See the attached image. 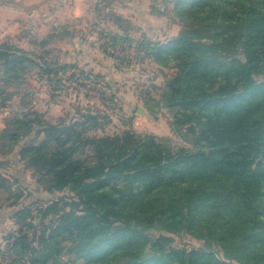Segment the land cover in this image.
Wrapping results in <instances>:
<instances>
[{"label":"trees","instance_id":"obj_1","mask_svg":"<svg viewBox=\"0 0 264 264\" xmlns=\"http://www.w3.org/2000/svg\"><path fill=\"white\" fill-rule=\"evenodd\" d=\"M175 8L177 36L136 45L175 70L159 100L142 101L151 113L170 111L192 149L132 130L89 136L103 126L86 113L6 120L0 156L16 153L48 191L70 194L36 209L38 224L32 206L14 212L12 264H264V0H175ZM34 62L0 46L7 85ZM0 189L12 205L21 197L1 176ZM179 234L205 247L175 248Z\"/></svg>","mask_w":264,"mask_h":264},{"label":"crops","instance_id":"obj_2","mask_svg":"<svg viewBox=\"0 0 264 264\" xmlns=\"http://www.w3.org/2000/svg\"><path fill=\"white\" fill-rule=\"evenodd\" d=\"M102 1L0 0V39L2 40L0 46L6 45L11 50L25 52L35 61L30 74L22 76L23 80H21L25 81L26 78L37 80L33 82L35 90L32 92L33 101L30 110L43 115L44 119H52L51 121L55 122L54 118L58 119L61 111L71 109L75 105L95 110L102 109L100 100L89 97L81 99L80 95L74 98L71 96L69 100L61 103L54 98L50 100L45 91L48 88L47 83L50 82L47 81L50 79L48 71L53 68H55L53 76L57 79L60 77L66 79L72 67H79L86 73L96 74L98 78L107 82L108 88L117 98V107L120 110L138 112L140 109L138 105L141 100L140 95L138 96V92L133 90L134 87L125 86L126 82L131 80L127 74H131L132 71L129 72L124 64L121 65V62H125L118 61L117 56L111 57L103 53L104 36L107 35L106 39H109L108 36L125 34L130 41L128 44L133 46L138 45L143 39L148 40V33L155 30H158L157 39H165L161 36L170 29V25L167 24L168 27L167 25L165 27L162 22L161 28L157 29L153 19L156 13L152 9L151 0H108L110 4L108 7H104ZM105 11L120 18L119 24L114 23L111 18L106 22L97 21V16ZM122 29L126 31L123 32ZM103 31H109V34ZM131 52L133 53L132 50ZM131 52L125 54L130 56L127 59L133 58ZM144 63L147 64L148 61ZM136 67L132 65V70L139 69L138 66ZM21 80L9 84L6 89L26 86L21 84ZM66 104H70V107L65 108ZM26 109L28 108L23 105L18 110L20 113L27 111ZM88 112L89 110H82L75 114V118ZM105 130L106 128H100L97 131Z\"/></svg>","mask_w":264,"mask_h":264},{"label":"rangeland","instance_id":"obj_3","mask_svg":"<svg viewBox=\"0 0 264 264\" xmlns=\"http://www.w3.org/2000/svg\"><path fill=\"white\" fill-rule=\"evenodd\" d=\"M102 5L104 7H108L110 4H108V0H103ZM151 5H152V9H154L156 13L154 14L153 19L155 25L157 26V29L161 28L162 22H164L163 25L165 27L167 24H169L170 29L166 30L163 36H161V37H165V39H161V40L157 39L159 36L158 30H155L156 32L153 31L148 33L149 38L157 35L155 36V38H150V39L147 38V39L151 42H159L162 44L166 43L170 39L177 36L178 32L182 29V22L179 19L178 13L175 8V0H151ZM110 18L112 19V15H110V12L105 11L102 13V15L97 16L98 19L97 21L106 22ZM103 32L105 34H109V31H103ZM104 37L105 38L103 41L106 40L107 36ZM111 37L114 36H110V38ZM121 44L126 45L127 50L122 52V54L118 55L116 58H118V61L119 60L124 61L125 63L121 62V65L124 64L123 66L127 67L129 72L132 71L131 74L129 75L127 74V76H129L128 78H131V80L130 81L128 80L125 86L130 85L134 87L133 90L134 91L136 90V92H138V96L140 95L141 100L138 103V105L142 113L134 110L132 112H124L120 110L117 107L118 104L116 102L117 101L116 96L115 99H112L113 96L112 91L108 88L107 82L98 78L96 74L90 73V75L96 81L104 82L105 85L107 86L106 87L107 89L105 88V90L101 94L96 93L97 95L92 94L88 96L82 94L80 95V98L84 99L87 97L89 98L93 97L95 100L98 99V101L100 100L102 103L101 104L102 109L95 110L86 106L75 105L71 107V109L68 108V109H64V111H61L58 119L62 118L69 121L70 119H75V114L82 112V110H89V112L90 111L94 112L92 115L98 116L99 124L102 125L103 128H106L104 132L97 131L98 129L90 131L88 132L89 136H97V137L104 135L113 136L116 134H120L126 130H132L142 135L151 134L156 136L157 138H167L171 141L172 145L175 147L192 149V144L188 140L190 138L184 140L181 136H179V134L174 133V129L171 126L173 122V114L170 111L161 108V109H155L154 113H151L148 110V105L145 106L142 101L145 94H149L150 97L154 98L155 100H159L166 81L169 80L174 75L175 70L159 67L154 62L150 61L146 57V53L143 50L138 49V46L136 45L128 46L127 45L128 43L125 42ZM131 50L133 51V53L131 52ZM130 52L132 56L133 55L134 56L133 58L127 59L129 55H125V54H128ZM146 61H148L147 64L144 63ZM150 63H152L156 67H154L153 65H149ZM132 65L134 68L138 66L139 69L133 71L134 69L132 70ZM141 65L143 67H140ZM33 66L34 64L32 63L28 65L26 67L27 70L23 73V76L29 75L31 70L34 68ZM54 69L55 68H53L52 70ZM48 78L50 79H47V81L50 82L47 83L48 88L45 91L47 97L50 100L51 98H54L55 101L60 103L69 100V97H71L73 94L72 95L68 94L58 100L56 99L55 94H53V84L56 82L60 84L61 82L64 81V79L61 77L57 79L51 74H48ZM24 80L25 81H22L21 84L26 86L21 87L22 86L21 85L19 88L15 86L14 89L7 90L6 88L8 87V85L6 84L5 78L2 77L1 63H0V132L6 124V120L11 119L17 114H19L18 109L22 108L23 105L26 108H28L26 109L27 111H32L30 110L33 101L32 92H34L35 90L33 82L37 80H32V78L30 79L26 78ZM72 97L74 98L76 97V95ZM64 107L65 108L70 107V104H66ZM58 119L54 118L55 122H52L51 121L52 119L51 120L45 119V120L47 122L56 123ZM0 176L8 180L9 184L11 185V192L13 194L16 193L21 194V197L16 201V204L12 205L11 202L15 200V197L13 196L11 197L10 200H7L6 193L0 189V264H12L11 257L8 255L9 243L7 238L9 234L17 233V226L15 225L14 220L12 219V215L14 214V212L25 206H32V212L33 215L35 216L33 222H35V224H38V217H36L37 215L35 213L37 212L36 209H38L39 207L46 206L51 202H55L61 197L64 196L67 197L70 194L68 193V191H62V192L48 191L47 186L44 183L39 182L38 179L33 176L32 170L26 168L20 161H18V157L16 153H10L7 156L6 155L0 156ZM150 234H155V232L150 231ZM172 246L179 249L180 248L191 249V248H198L201 246L205 247L203 242L192 239L185 234H179L173 236Z\"/></svg>","mask_w":264,"mask_h":264},{"label":"built area","instance_id":"obj_4","mask_svg":"<svg viewBox=\"0 0 264 264\" xmlns=\"http://www.w3.org/2000/svg\"><path fill=\"white\" fill-rule=\"evenodd\" d=\"M103 53L110 56L121 55L122 52L127 50L126 45L114 44L109 39H106L103 43ZM107 86L104 82L96 81L90 73L80 69L79 67H72L69 69V75L63 82L53 84V94L56 99H60L68 94L72 96L78 95H92L101 94ZM107 89V88H106ZM97 95V94H96ZM93 98V97H90Z\"/></svg>","mask_w":264,"mask_h":264},{"label":"water","instance_id":"obj_5","mask_svg":"<svg viewBox=\"0 0 264 264\" xmlns=\"http://www.w3.org/2000/svg\"><path fill=\"white\" fill-rule=\"evenodd\" d=\"M138 111H139L140 113H142V111H141L140 109H139Z\"/></svg>","mask_w":264,"mask_h":264}]
</instances>
